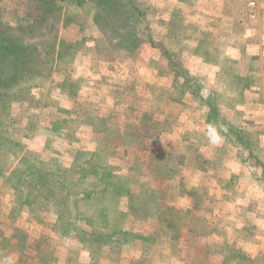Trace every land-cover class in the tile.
Here are the masks:
<instances>
[{
  "label": "rangeland",
  "instance_id": "374dc122",
  "mask_svg": "<svg viewBox=\"0 0 264 264\" xmlns=\"http://www.w3.org/2000/svg\"><path fill=\"white\" fill-rule=\"evenodd\" d=\"M227 1L225 13L228 15L234 12L235 15L249 17L251 13H257L258 3L264 11V0L253 5H250L251 0H246L251 9L246 7L244 0ZM173 8V3L167 0H0V38L26 46L29 56L24 57L28 60L18 69L16 80L11 83L5 81L4 86H0V136L6 144L0 147V162L1 159L8 162L0 164V168L5 170L0 174V257L8 256L11 246L16 243V251H20L14 256L16 264H56L47 258L48 253L55 248L59 250L61 245L54 246L55 237L48 224L53 222V212L59 202L50 190L55 188V184L49 182L45 186L43 183L45 174H48L49 181L58 176V181L74 185L72 188L80 195L77 192L68 195L70 207L77 201L86 204L89 199L95 206L114 205L125 185L122 181L121 187L115 188V183L121 181L118 176L122 169L133 171V166L139 162L138 172H149L157 166L162 173L168 170V164L164 163L167 159L159 160L163 152L151 147H145L146 150L134 148L137 156H130L117 144L124 139L131 141L135 134L151 136L157 128L154 125L165 119V111L175 114L180 106L188 108V103L196 111L197 106L208 109L207 102L211 103L220 108L218 114L221 118H231L234 126L246 129L251 149L247 150L237 143L230 131L217 155L207 156L213 158L210 161L211 171L222 165L224 172L230 171L235 175L237 181L230 180L228 186H235L240 202L251 203L249 211L256 215L250 218L264 220V149L261 150L258 144V132L249 125L250 115V119L245 118L240 111L242 98L238 88L244 83L242 80L235 82L236 89H229L226 83L216 84L212 79L215 67L205 71L199 69L193 59L185 60L179 25L174 28L178 30L177 36L174 35L171 43L167 36L166 30L177 24V21L173 23L167 18ZM220 37L227 44L230 34ZM212 41L208 43L213 48L220 45L215 37ZM243 45L240 42L234 46L242 51ZM216 54L219 57L221 54L231 56L227 51L198 52L203 62L217 61ZM81 59L86 62L91 60L88 61L89 66L99 63V67L109 72L108 75L121 70L123 77L120 81L111 79L104 82L95 75L93 80L86 74V69L77 70ZM122 62L126 65L121 66ZM168 69L173 72L175 80L171 81ZM243 69L240 65V71ZM253 70H256V76H251V81L255 78L260 81L257 75L258 71L261 73L260 67H253ZM8 71L12 69L9 68L6 74ZM223 73L230 79L232 68L225 66ZM156 75L161 78L157 82L153 80ZM62 78L64 81H61ZM200 78L207 81L200 83ZM258 81H255V88H258ZM189 88L194 92L191 93ZM263 103L262 100L259 102L261 106ZM257 108V113L264 109ZM109 110L112 114L115 112L112 122L104 121ZM138 110L141 113H136ZM254 121L262 124L264 116L256 115ZM103 126L109 129L101 132L98 138L111 137L107 142H104L106 139L99 141L100 146L92 150V138L97 135L95 131ZM137 126L140 129H136ZM140 150L148 151L149 155L138 157ZM74 156L78 160L76 164L72 162ZM135 159L139 161L133 163ZM121 163L122 169L119 167ZM18 172L28 174L26 179L21 178L23 175ZM105 172L110 174L107 189L112 194L102 190L104 181L98 178ZM189 177L185 176L187 185ZM247 187L249 193L245 191ZM93 188L98 195L80 198L82 193ZM59 196L65 197V193ZM28 203L31 204L30 209L26 207ZM90 213L70 211L76 218L91 216L104 219V213L96 211L94 216ZM8 219L11 225H6ZM262 225L264 222L252 233H259L260 241L262 234L258 231H263ZM72 228L71 225L66 228L60 224V228L53 229L67 233ZM117 230L115 223L111 230L113 237H117ZM5 236H13V241ZM90 245L96 248L97 244ZM113 245L117 251L118 244ZM263 262V256L256 260V264Z\"/></svg>",
  "mask_w": 264,
  "mask_h": 264
},
{
  "label": "crops",
  "instance_id": "0c3cea01",
  "mask_svg": "<svg viewBox=\"0 0 264 264\" xmlns=\"http://www.w3.org/2000/svg\"><path fill=\"white\" fill-rule=\"evenodd\" d=\"M167 1L174 5V8L168 12L167 18L170 19L169 21L173 20V23L177 21L173 28L169 27V30H166L169 43L172 42L171 39L174 38V35L177 36L176 31L179 30L183 39L182 48L185 52V60L193 59L199 69L203 68L205 71H211L210 68L215 67L213 81L216 84H229V89H236L235 82L242 80L244 84L238 88V90L241 89L240 97L242 98L240 111L245 118H251L249 125L258 132V144L263 150L264 122L259 124L254 121L256 115L264 116V109L262 112L257 113V109H259L257 107H264V103L262 106L259 104L261 100L264 102L263 8L261 9L258 3L257 13H251L253 16L250 14L249 17L247 15L246 17L239 14L235 15L234 12L231 15L226 14L227 0ZM251 1L257 4L259 0ZM188 4H194V6L190 7ZM246 7L250 8L249 5H246ZM177 25H179L178 30H174ZM172 31L175 33L172 34ZM226 33L230 34V42L227 41V44L220 37ZM213 37L220 44L215 48L208 43V41L213 42ZM240 42L244 43L242 51L234 46ZM213 50L216 52L227 51L231 56L225 57V54H221V57H219L216 54L219 62L206 61V63L202 61L201 55H198V52L207 54ZM88 61L91 62V60ZM87 62L81 59L77 70L86 69V74L93 80L95 75L99 77V80L103 79L104 82L111 79L120 81V77H123L120 74L121 70L108 75L109 72L99 67V63L89 66L90 62H88V67H86ZM122 63V65H119H126L125 62ZM131 65L137 67L136 63L132 64L131 62ZM240 65L244 67L241 71ZM92 66L93 68H90ZM225 66L232 68L233 75L230 79L224 76L223 69ZM96 67L99 69L97 70ZM253 67L255 69L260 67L261 73L260 71L257 73L260 81L256 78L251 81V76H256V70L254 71ZM168 71L171 74V81H173L175 78L173 72L170 69ZM94 72L97 73L94 74ZM117 72H119V75H117ZM154 79L157 82L161 78L156 75L155 78L153 77ZM202 80L207 81V79ZM202 80L200 78V83H202ZM61 81H64V78ZM255 81L259 83L257 84L258 88H255ZM188 108L180 106L175 114L169 110L165 111V119L154 125L157 128L152 131L151 136L144 135L142 137V134L136 135L133 133L135 135H133L134 138H130L131 141L124 139L123 141L120 140L119 145L117 144V146L124 148L130 156H137L133 152L134 148H144L143 150H146L145 147H151V149L163 152L159 160L164 161L167 159L164 162L168 164L167 172L162 173L160 166H157V169L153 167L154 169L149 170V172H138L139 162L135 163L133 171L127 169V172V170L122 169L123 164L121 163L119 167L122 170L118 176L121 181L115 183V188L121 187L122 181L125 182V185L118 195L117 204L95 206L91 204L93 201L90 199L85 201L86 204H83L84 201L71 204V210L91 212L90 214H93V216L96 215L94 213L96 211L104 213L103 221L91 216H88L87 219L78 217L74 219L73 230L71 229L67 233L54 231L53 228L57 226L59 228L61 222L66 221L63 220V215L60 213L61 204H56L53 212L55 218L48 225L50 227L49 231L55 237L54 246L61 245L62 247L60 246L59 250L55 248L53 252L48 253L47 258L52 260V263L256 264L258 257L263 256L264 259V225H262L263 231H258L262 234L261 241L258 237L259 233L252 234L257 230L256 227L261 226L264 220H252V216L256 214L249 211L251 203L244 204L240 202L237 198L235 186H228L230 180L237 181L233 173L232 175L230 171L224 172L222 165L217 167L215 171L210 169L213 158L209 159L208 156L217 155L226 139L224 138L222 143L218 145L210 144L205 135L208 124V109L199 105L197 106L198 111H196L190 107V103H188ZM110 112L111 110H109L108 117H105L104 121L112 122L111 118L115 115V112L113 114ZM139 112L138 110L136 113L139 114ZM177 112H180V116ZM143 125L140 127H144ZM137 127L136 129H140L139 126ZM90 129L93 131V128ZM108 129L103 126L97 131L94 130L97 135L93 136V143L89 142L93 144L92 148L90 147L92 150L95 146H100L99 141H104V139H106L104 142L108 141L111 136L106 135L98 138L101 132ZM148 130L151 131V129ZM124 135L122 134V136ZM147 154L148 151L140 150L138 157H147L149 155ZM136 159L132 162L139 161ZM72 162L73 164L78 162L75 156ZM125 163L127 164V162ZM106 174L108 173L99 174L98 178H104ZM247 174L250 175V172H247ZM187 175H190L188 185L186 183L187 178H185ZM49 177L52 178V176ZM55 178H58V176H55ZM245 191L249 193L250 189L247 187ZM109 192L110 190L107 193ZM26 207L30 209L31 204L28 203ZM71 221H73V217H71ZM11 223L8 219L6 225H11ZM115 223L120 229L121 239L119 241V238L112 236L113 241H111L113 243H110L108 242V235ZM5 237L13 241V236ZM94 243L97 244L96 248L90 245ZM115 243L118 244L117 251L113 248ZM16 246V243H13L11 250H9V254L13 257L16 253H20L19 250L16 251ZM96 250H98V253L95 252ZM115 253L118 254L114 255Z\"/></svg>",
  "mask_w": 264,
  "mask_h": 264
},
{
  "label": "trees",
  "instance_id": "16d2710c",
  "mask_svg": "<svg viewBox=\"0 0 264 264\" xmlns=\"http://www.w3.org/2000/svg\"><path fill=\"white\" fill-rule=\"evenodd\" d=\"M26 52H27V47L26 46H20L17 43H15V41H12V40H10L8 38H0V86H4V82L5 81H6V83H11L14 79L16 80V75L19 74L18 69L20 70L21 69L20 68L21 65H23V63L28 60V59L24 58L25 56H28V54ZM10 55H13L14 57L13 56L10 57ZM4 66H6L5 70H4ZM9 68H11L12 71L11 72L8 71V74H6L7 70ZM189 90L191 91V93L194 92L190 88H189ZM212 95H213V93H212ZM212 95H210V96H212ZM211 99H212V97H211ZM207 105H209L208 114H207V123L216 122L218 124L224 125L228 129V132L225 134V136H227L228 133L231 131L233 133V136L235 137V139H237V143L242 144L244 146V148L247 149V150L251 149L249 147V145L251 146V144H249L250 136L247 133L246 129L243 126H234L233 125L234 122L230 121V120H233L231 118H228V117L227 118H221L222 116L220 117V115L218 114V112L220 111V108H217L216 106H213V105H211V103H208V102H207ZM4 145H6V144H4L2 142V136H0V147H3ZM0 152H1V150H0ZM249 153H251V152L249 151ZM9 154H10V151H9L8 155ZM5 163L8 164V162L6 160L1 159L0 164L1 165H5ZM26 166H28V165H26ZM28 167H30V166H28ZM27 170L31 171L32 169L31 170L27 169ZM27 170H25V172L29 173ZM3 171H5V170L0 168V174L3 173ZM25 172L24 173L18 172V174L19 175L22 174L23 177H21V176L20 177L23 178V179H26L28 174H26ZM47 175L45 174V176H44V178L42 180H43V183L45 184V186L48 185L49 182H53L55 184V188L50 189V190L53 192L55 198L58 200V202L62 206L61 210H60V213L63 215V218L66 220L64 222H61L62 227L65 226L67 228V226H69V225L73 226V221H71L70 219H71V217H75V216L70 214L71 207L68 204V195L71 194V193L75 194L77 192V191L74 190V188H72L74 185L66 183L64 181H58L59 178H55V179L52 178L53 180L49 181V179L47 178ZM100 179H101V181H104V187H103L102 190L103 191L108 190L107 188H108V186L110 184L109 183V180H110L109 173L106 174L104 178L101 177ZM101 181H100V183H101ZM59 187H61L62 189L59 190L58 189ZM96 192H95V190L93 188L92 191H85L84 193H82L80 198H85V197H87L89 195L91 197L95 196V195H98V194H95ZM64 193H65V197L59 196V195H62ZM77 195H80V193L77 192ZM80 215H81V213H80ZM101 220H103V219H101ZM59 228H60V225H59ZM112 229L113 228H111V230ZM61 230L64 231L63 229H61ZM117 231H119V233ZM117 231H115L118 234L117 235V239L119 238V241H120V239H121V237L119 235L120 234V229H118ZM62 233H65V232H62ZM108 236H109L108 237V242L113 243L112 242L113 240L111 239V238H113L112 237L113 236L112 233H109Z\"/></svg>",
  "mask_w": 264,
  "mask_h": 264
},
{
  "label": "clouds",
  "instance_id": "9594fccd",
  "mask_svg": "<svg viewBox=\"0 0 264 264\" xmlns=\"http://www.w3.org/2000/svg\"><path fill=\"white\" fill-rule=\"evenodd\" d=\"M227 132V127L216 122H209L205 129L206 138L213 145L222 143ZM0 264H16V261L12 255L2 256L0 257Z\"/></svg>",
  "mask_w": 264,
  "mask_h": 264
},
{
  "label": "built area",
  "instance_id": "2783aa9c",
  "mask_svg": "<svg viewBox=\"0 0 264 264\" xmlns=\"http://www.w3.org/2000/svg\"><path fill=\"white\" fill-rule=\"evenodd\" d=\"M250 5H253V2H251Z\"/></svg>",
  "mask_w": 264,
  "mask_h": 264
}]
</instances>
